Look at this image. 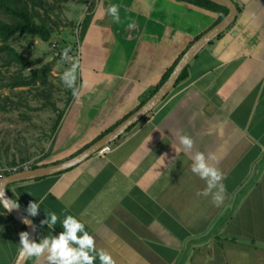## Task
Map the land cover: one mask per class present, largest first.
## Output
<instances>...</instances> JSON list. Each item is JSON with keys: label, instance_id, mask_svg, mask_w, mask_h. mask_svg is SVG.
Here are the masks:
<instances>
[{"label": "crops", "instance_id": "obj_1", "mask_svg": "<svg viewBox=\"0 0 264 264\" xmlns=\"http://www.w3.org/2000/svg\"><path fill=\"white\" fill-rule=\"evenodd\" d=\"M233 1V23L108 152L7 185L33 218L35 242L58 236L72 215L93 236L90 254L107 251L114 264H264V0ZM217 18L186 0H95L75 63L77 94L41 161L78 154L136 111ZM185 133L193 140L187 149L178 140ZM197 152L220 174L211 188L192 171ZM30 201L39 202L35 214ZM21 231L23 223L0 209V264L18 261ZM47 255L26 264H56Z\"/></svg>", "mask_w": 264, "mask_h": 264}, {"label": "rangeland", "instance_id": "obj_2", "mask_svg": "<svg viewBox=\"0 0 264 264\" xmlns=\"http://www.w3.org/2000/svg\"><path fill=\"white\" fill-rule=\"evenodd\" d=\"M92 1L95 0H49L52 6H56L55 11L51 12V17L58 21V24L54 25L56 32L51 40L47 42L39 37L21 36L12 42L13 46L26 57L37 58L40 63L50 62L52 64L49 79L53 84V100H55L59 110L65 109L67 101L66 90L68 86H65L61 81L62 74L69 71L72 81L76 85L79 83L80 71L75 65L76 61L79 62V54H81L77 23L82 19ZM0 17L5 19L2 14ZM64 41L68 42L67 46L69 47L59 58L54 54L55 50L52 49V43L56 42L60 51ZM65 54L72 56L73 60H69L71 62L64 61ZM0 69L4 72L2 67ZM0 92L7 94L9 90L3 88L0 89ZM35 93L36 89L27 90L22 87L15 89L12 92V97L15 100L22 98L32 108L30 109L22 102L23 104L21 103L19 106L15 103L10 112L0 111V163L3 164L2 167L9 166L8 163L11 161H14L16 165L26 161L33 163L44 156L41 154L48 147L49 135H51V128L57 113Z\"/></svg>", "mask_w": 264, "mask_h": 264}, {"label": "trees", "instance_id": "obj_3", "mask_svg": "<svg viewBox=\"0 0 264 264\" xmlns=\"http://www.w3.org/2000/svg\"><path fill=\"white\" fill-rule=\"evenodd\" d=\"M186 1L217 13L218 18L215 23L223 19L228 13V8L226 6L217 4L210 0ZM55 7V5L52 6V4L49 3V0H0V14L5 16V19L0 17V68L2 67L4 69V72L0 69V89L7 88L9 90V93L7 94L0 92V111L10 112L13 110L15 103L17 106H19L22 102H24L25 106L31 109L32 107L28 103H25L27 101H23L22 98L15 100L12 97V92L20 87L27 90L36 89V96L39 95L42 99H44L45 104L50 105L54 112L57 113L56 119L54 120V124L51 128V133H54L57 129L59 121L63 115V112L65 111V109L59 110L55 100H53V84L49 79L52 64L50 62L40 63V60L37 58L26 57L21 51L13 46L12 42L21 36L39 37L43 41H50L56 32L54 25L58 24V21L53 20L51 17V12L55 11ZM93 12L94 2L92 1L84 13L82 19L77 23V36L79 42L87 30ZM212 42L213 41H211L210 44ZM191 43L192 41L189 43V45ZM67 45V41H64L61 44V50L58 56L59 58L62 57L61 55H63V53L66 51ZM179 57L175 60L173 65H171L164 72L160 82L148 92L147 98L142 101L141 105L168 78L177 61L179 60ZM187 68L188 67L182 71L176 84L185 79L187 75ZM75 88L76 83L73 82L66 90V107L72 99V93L74 92ZM22 91L25 92V90ZM109 130L110 129H108L106 132L108 133ZM106 132L102 133L99 138H101ZM41 160V158L35 160L31 164V167L34 168L48 164L42 162ZM8 165L14 166L16 163L11 161L8 163ZM2 166L3 164L0 163V167ZM25 229V225L23 224V230L25 231Z\"/></svg>", "mask_w": 264, "mask_h": 264}, {"label": "clouds", "instance_id": "obj_4", "mask_svg": "<svg viewBox=\"0 0 264 264\" xmlns=\"http://www.w3.org/2000/svg\"><path fill=\"white\" fill-rule=\"evenodd\" d=\"M108 13L112 16L113 20H118V13L115 5H109ZM61 81L65 86L72 84V76L69 71H66L61 76ZM74 96L76 92L72 93ZM179 143L186 149L192 146L193 140L188 134H182L178 136ZM192 171L198 173L201 177H208V186L211 188L219 179V172L209 166L202 152H197L195 155V162L192 165ZM221 192H223L224 186L220 185ZM4 188L0 187V209L10 212L13 208L18 207V202L4 196ZM214 201L219 204L223 196L220 194L214 195ZM37 202H29L28 211L31 214H35ZM48 224L51 226L56 221L55 213H49ZM23 223H29L24 219ZM43 223V221H42ZM64 231L58 236L51 238H44L39 243L30 241L28 239V233L21 231L19 233L18 240V253L21 257L31 256L39 258L41 253L47 249L48 255L46 257L49 261H56V264H92L94 259L99 260L100 264H114L111 255L107 251L97 250L94 255L93 252L94 242L93 236L84 230V225L72 215H68L63 220ZM81 234L78 236L77 233ZM75 245L73 247L72 245Z\"/></svg>", "mask_w": 264, "mask_h": 264}, {"label": "water", "instance_id": "obj_5", "mask_svg": "<svg viewBox=\"0 0 264 264\" xmlns=\"http://www.w3.org/2000/svg\"><path fill=\"white\" fill-rule=\"evenodd\" d=\"M217 4L226 6L228 8L227 15L217 22L214 26L209 28L206 32L196 38L180 56L176 65L174 66L172 72L168 78L163 82V84L131 115L125 118L117 126H115L111 131L103 135L101 138L96 140L94 143L90 144L78 154L56 163L46 164L34 168H29L26 170H20L15 173L6 174L0 177V187L4 188V196L11 198L8 192L7 185L13 182L30 180L38 177H43L47 175L56 174L62 172L82 161L86 160L93 154L97 153L102 147L108 145L110 142L115 141L122 134L125 133L132 125L139 121L148 112L152 111L174 88L177 80L179 79L182 71L190 64L194 57L211 41H214L221 33H223L234 21L237 14V6L233 0H210ZM69 46H66V51ZM14 200V199H13ZM16 220L22 222L24 219L28 220L29 223L25 224L26 232L28 233V239L35 242V226L33 218L22 211L18 206L13 208L9 212ZM30 256L19 257L16 264H26Z\"/></svg>", "mask_w": 264, "mask_h": 264}, {"label": "built area", "instance_id": "obj_6", "mask_svg": "<svg viewBox=\"0 0 264 264\" xmlns=\"http://www.w3.org/2000/svg\"><path fill=\"white\" fill-rule=\"evenodd\" d=\"M57 45L58 44L56 42L52 43V49L55 50L54 51L55 56H59V53H60V51L57 48ZM63 60L64 61L65 60L66 61L73 60V57L70 56L69 54H65V57L63 58ZM69 62H71V61H69ZM110 149H111V147L109 145H106V146L102 147L97 153L98 154H104V153L108 152ZM31 164H32L31 161H26V162H23L22 164H19V165L0 167V177L6 175V173L10 174V173H15V172L20 171V170L29 169V168H31Z\"/></svg>", "mask_w": 264, "mask_h": 264}]
</instances>
